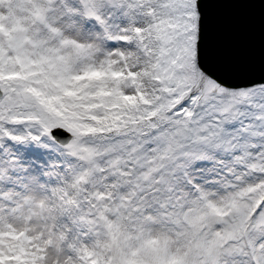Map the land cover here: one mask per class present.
Here are the masks:
<instances>
[{
	"label": "snow or ice",
	"instance_id": "obj_1",
	"mask_svg": "<svg viewBox=\"0 0 264 264\" xmlns=\"http://www.w3.org/2000/svg\"><path fill=\"white\" fill-rule=\"evenodd\" d=\"M0 264H264V0H0Z\"/></svg>",
	"mask_w": 264,
	"mask_h": 264
}]
</instances>
